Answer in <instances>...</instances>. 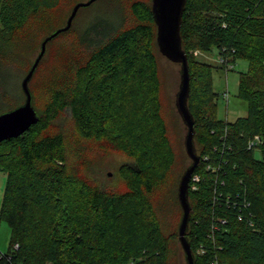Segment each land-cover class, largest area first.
I'll use <instances>...</instances> for the list:
<instances>
[{"label": "trees", "instance_id": "16d2710c", "mask_svg": "<svg viewBox=\"0 0 264 264\" xmlns=\"http://www.w3.org/2000/svg\"><path fill=\"white\" fill-rule=\"evenodd\" d=\"M107 1L104 17L73 26L89 6L79 8L46 44L29 81L38 120L0 142V220L10 227L0 264H167L179 176L158 101L151 1L129 0V22ZM69 2L67 12L62 0H0V113L24 100L12 66L65 24L79 0ZM180 37L199 156L188 185L194 263L264 264V0H186ZM213 48L248 62L238 85L247 114L234 121L216 116V66L199 56ZM106 151L128 159L119 188L90 176L91 155Z\"/></svg>", "mask_w": 264, "mask_h": 264}, {"label": "rangeland", "instance_id": "374dc122", "mask_svg": "<svg viewBox=\"0 0 264 264\" xmlns=\"http://www.w3.org/2000/svg\"><path fill=\"white\" fill-rule=\"evenodd\" d=\"M70 2L69 0H62V4L63 6H65L67 12L70 9V6H68ZM114 2L119 5L120 13L125 15L126 22H129V0H114ZM107 3H109L107 0H98L94 5L78 12L73 26H77L78 24H80V26L81 24L84 25L90 18L94 19L96 17H104L103 11H107L97 9L102 8V6L104 7ZM53 51V47H51L47 55V63L51 62V54L53 53ZM37 52L38 50L33 54L27 55L25 61L17 64L18 68L16 65L12 66L11 70L14 76V80L18 82V84H20L22 78L21 75L26 71L29 64L33 62V59L37 55ZM199 56L200 58L207 60L208 62L216 66V68L213 69L211 76L212 88L217 94L216 116L219 119L227 121H234L238 117L245 116L247 114V104L246 101H244L238 95V85L240 73L247 70L248 62L245 59L239 58L234 62L229 63V65L231 66L230 69H227L226 65L225 67L223 66V68H221L219 66L221 64L219 62L220 55L218 54L216 48H213L210 52L202 53ZM157 71L159 80L158 101L160 103V112L165 122L168 139L174 151L173 172L180 177L183 170L189 165L190 159L187 156L183 145L186 127L181 122L174 106L175 93L178 90L179 84V64L173 63L166 59L159 53L157 49ZM255 156L257 158L260 157L257 150H255ZM91 158L93 160V167H90V176L95 178L98 184L105 187L116 188H119L122 185L124 181L122 179V175L119 174L118 170L119 165L122 162L128 160L125 155L120 152L106 151L100 154H92ZM4 183L5 173L0 170V200L3 193ZM180 216V212H176V214L172 212L171 215H165V220H168L167 232H175V236L173 238L171 237L167 242V264H186L183 250L180 247L178 241L177 228ZM9 241L10 227L5 220H0L1 252L8 251Z\"/></svg>", "mask_w": 264, "mask_h": 264}, {"label": "water", "instance_id": "95a60500", "mask_svg": "<svg viewBox=\"0 0 264 264\" xmlns=\"http://www.w3.org/2000/svg\"><path fill=\"white\" fill-rule=\"evenodd\" d=\"M94 1L95 0H85L75 3L66 18L65 24L54 29L42 39L37 55L20 82L24 94L23 103L15 108L0 113V142L21 135L32 124L37 122L38 114L32 104L29 81L45 53L46 44L59 33L65 32L70 28L79 8L87 7ZM185 1L186 0H151V11L156 25L155 41L159 53L169 61L179 64V84L178 90L175 93L174 106L181 122L186 127L183 145L190 159V163L181 173L177 185V199L181 209L177 233L186 264H195L186 232L190 216L188 185L193 170L199 161V156L196 154L194 145V121L188 108L190 78L187 56L182 49L180 37L181 17Z\"/></svg>", "mask_w": 264, "mask_h": 264}, {"label": "built area", "instance_id": "2783aa9c", "mask_svg": "<svg viewBox=\"0 0 264 264\" xmlns=\"http://www.w3.org/2000/svg\"><path fill=\"white\" fill-rule=\"evenodd\" d=\"M219 62L221 63V64H226V66H227V69H230L231 68V66L229 65V63L227 62V59L225 58V57H223V56H221L220 55V57H219ZM226 96V95H225ZM257 137H255L253 140H251V141H249V143H248V147H250V148H253L254 150H257V148H256V145H257ZM208 167V166H207ZM193 181L194 180H197L198 179V176L197 175H195V176H192V178H191ZM192 187L194 188V185H192ZM241 216L239 215V218H240ZM221 222H224V220L222 219V220H220ZM213 228L214 229H218V226L217 225H214L213 226ZM203 250H201V252H202ZM210 264H217V262L216 261H212Z\"/></svg>", "mask_w": 264, "mask_h": 264}]
</instances>
